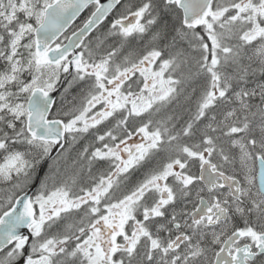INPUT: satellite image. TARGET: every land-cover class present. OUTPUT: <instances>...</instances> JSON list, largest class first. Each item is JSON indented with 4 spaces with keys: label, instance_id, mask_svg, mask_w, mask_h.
<instances>
[{
    "label": "snow or ice",
    "instance_id": "obj_1",
    "mask_svg": "<svg viewBox=\"0 0 264 264\" xmlns=\"http://www.w3.org/2000/svg\"><path fill=\"white\" fill-rule=\"evenodd\" d=\"M0 264H264V0H0Z\"/></svg>",
    "mask_w": 264,
    "mask_h": 264
},
{
    "label": "flooded vegetation",
    "instance_id": "obj_2",
    "mask_svg": "<svg viewBox=\"0 0 264 264\" xmlns=\"http://www.w3.org/2000/svg\"><path fill=\"white\" fill-rule=\"evenodd\" d=\"M77 24L79 23V21L76 22ZM70 34V33H69Z\"/></svg>",
    "mask_w": 264,
    "mask_h": 264
}]
</instances>
